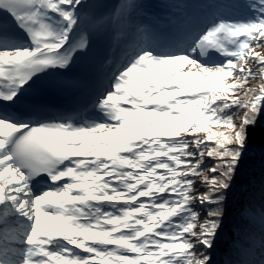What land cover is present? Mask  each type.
Segmentation results:
<instances>
[{"label":"snow or ice","instance_id":"obj_1","mask_svg":"<svg viewBox=\"0 0 264 264\" xmlns=\"http://www.w3.org/2000/svg\"><path fill=\"white\" fill-rule=\"evenodd\" d=\"M87 7L0 0V264H218L228 193L264 118V0H219L202 27L145 35L80 112L26 116L35 79L88 51ZM140 7L117 0L100 23L131 27ZM247 231H234L240 255Z\"/></svg>","mask_w":264,"mask_h":264},{"label":"trees","instance_id":"obj_2","mask_svg":"<svg viewBox=\"0 0 264 264\" xmlns=\"http://www.w3.org/2000/svg\"><path fill=\"white\" fill-rule=\"evenodd\" d=\"M255 84L256 81H252L249 86ZM248 205L254 209L251 222L243 220L240 215L241 209ZM261 206H264V118L255 129V136L250 141L236 180L228 193L224 227L213 254L218 264H233L235 261L260 264L264 259V217L260 214ZM241 225L248 231L242 233L240 241L246 248L251 249L245 255H240L239 250L232 247L234 231Z\"/></svg>","mask_w":264,"mask_h":264},{"label":"rangeland","instance_id":"obj_3","mask_svg":"<svg viewBox=\"0 0 264 264\" xmlns=\"http://www.w3.org/2000/svg\"><path fill=\"white\" fill-rule=\"evenodd\" d=\"M163 5L166 10V26L171 28L188 29L190 24L203 26L210 21L217 12L214 5L219 0H155ZM138 2V0H136ZM243 2V0H241ZM139 3V2H138ZM133 12V11H132ZM131 12V14H132ZM243 14V13H240ZM127 33L129 27L120 29ZM121 37H119L120 39Z\"/></svg>","mask_w":264,"mask_h":264},{"label":"bare ground","instance_id":"obj_4","mask_svg":"<svg viewBox=\"0 0 264 264\" xmlns=\"http://www.w3.org/2000/svg\"><path fill=\"white\" fill-rule=\"evenodd\" d=\"M138 2L142 5V7L133 10L132 14H130L132 22L131 27H133L135 23L142 22L144 24V28L152 33H155L158 30L165 31V35H174L179 33L177 30H172L173 28L166 27V8L163 5L155 0H138ZM116 3L117 0H113L112 9ZM120 29L121 28H118L115 25L112 28L114 45L122 44V40L119 39V37L127 35V33L121 31Z\"/></svg>","mask_w":264,"mask_h":264}]
</instances>
